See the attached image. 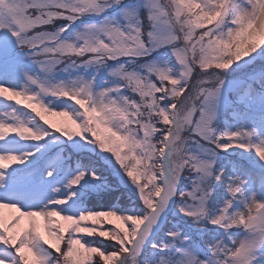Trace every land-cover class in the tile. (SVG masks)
<instances>
[{
	"label": "snow or ice",
	"instance_id": "1",
	"mask_svg": "<svg viewBox=\"0 0 264 264\" xmlns=\"http://www.w3.org/2000/svg\"><path fill=\"white\" fill-rule=\"evenodd\" d=\"M234 65L264 92V0H0V264H264V200L216 167L232 149L264 162L255 129L218 130L245 82L226 80ZM65 141L107 154L119 184L78 171L49 196ZM185 219L219 231L181 230Z\"/></svg>",
	"mask_w": 264,
	"mask_h": 264
},
{
	"label": "rangeland",
	"instance_id": "2",
	"mask_svg": "<svg viewBox=\"0 0 264 264\" xmlns=\"http://www.w3.org/2000/svg\"><path fill=\"white\" fill-rule=\"evenodd\" d=\"M88 18V17H86ZM93 20L92 18H90ZM95 22L94 20L90 23ZM86 23V22H83ZM27 63V61H26ZM244 61L241 62L243 64ZM34 67V66H33ZM237 65L233 66V70H230V73L226 75V80L227 81H234V80H244L245 82L240 84L239 88L244 85L248 79L244 73V71H235L237 69ZM90 73L95 74L93 69L88 70ZM249 71H251V66L249 68ZM86 78H89L88 73H82ZM101 74L104 78L107 77V71L106 70H101ZM57 79H67V76L65 73L60 72L57 73ZM75 75V74H73ZM98 83L102 85L103 80L98 77ZM2 83V81H0ZM19 86V85H17ZM227 85H226V91H227ZM253 89V88H252ZM237 92L233 91H227V99L230 101V105L225 106L224 104L221 105L220 112L217 118V124H218V130L222 129V126L219 124V119L221 116H227L231 115L232 116V123L230 124L229 122L225 123V127L223 128L224 130H231V131H236L240 128H243L245 130L251 131L253 129L256 130L258 133L257 140L264 138V92H254L248 89V91L244 94H239L240 99L236 98V95H234ZM237 99H235V98ZM14 103V102H13ZM246 107L244 112H239L237 107ZM8 104L0 100V109L7 108ZM231 110V111H230ZM233 110V111H232ZM50 122L60 126L62 124L67 123L70 127L74 128V125H71L69 121L66 120V118L59 117V116H48L46 117ZM28 144L26 142H20L16 151L17 153L28 150ZM60 147L64 148V151L69 147V142H64L63 144L60 145ZM79 150H84L85 152L93 153L96 154L98 157H100L101 161H103L106 165L107 163L105 162V157L107 154L105 153H100L99 149H95L94 151L92 150L91 146H85L83 148L77 149ZM220 159L217 161L216 167L219 169L221 166L225 168L226 171V176H240L243 180H245L247 183L245 185V192L248 194L255 193L257 200H264V162L259 161V159L255 156L254 152H243L242 150L239 149H232L229 152H221L219 153ZM231 156H237V157H242L244 159L248 160V163L245 164H240V168H230V164L228 163L229 160H227V157ZM69 156H67L68 159ZM241 158V159H242ZM227 162V163H225ZM15 166L14 164L12 165H7L8 168ZM238 166V165H237ZM80 171L78 168L77 169H66L64 172L59 173V180L55 183H51V186H46V191L48 192L49 196L53 195L54 193L52 192L53 187H59L61 188L60 193H55V195L58 198H63L67 194L66 190L64 189V185H66L69 180H71L77 172ZM84 171H94V170H84ZM103 179V177H101ZM117 178V177H116ZM118 180V178H117ZM119 183V180H118ZM84 185H87L86 181H82L79 187L73 188L72 191L76 193V196L74 198H79L84 195V191L86 192V188ZM190 185L188 184L187 180L182 181V187L187 189ZM224 185L220 184L216 186V191L213 193L214 195L217 194V191L221 190ZM83 187V189H81ZM123 189V187H120ZM86 189V190H85ZM83 193V194H82ZM228 198V193L223 198V202L221 203L220 207L224 204V201ZM210 203L208 207L210 208ZM115 203L114 205H116ZM83 207H87L85 204ZM219 207V208H220ZM89 208V207H87ZM218 208V209H219ZM211 209V208H210ZM217 209V210H218ZM5 215H10L11 213L9 210H4ZM216 211V210H215ZM214 211V212H215ZM173 215L172 212L170 211L168 213V216ZM63 223V222H62ZM114 223H119V221H115ZM183 228L181 230H185L187 226H191V230L193 233H199L202 231H213V232H218V229H214L211 225L208 224H193L191 220L185 219L182 222ZM165 230L167 228L165 227ZM235 231V230H234ZM223 233L220 232V236H222ZM243 233H239L238 236H242ZM160 236H163V232L160 233ZM220 237L217 236V239ZM0 254H3V246H0ZM149 260H152V257H148Z\"/></svg>",
	"mask_w": 264,
	"mask_h": 264
},
{
	"label": "trees",
	"instance_id": "3",
	"mask_svg": "<svg viewBox=\"0 0 264 264\" xmlns=\"http://www.w3.org/2000/svg\"><path fill=\"white\" fill-rule=\"evenodd\" d=\"M93 20H91L90 18H85L83 22L86 23H90ZM251 84V88L254 89V92L259 93V91L261 92V88L260 85L255 84L253 81L248 80L244 85H242L239 89H238V93H235L234 95H236V98L239 94H244L248 91L249 89V85ZM240 97V95H239ZM235 98V97H234ZM235 98V99H236ZM237 100V99H236ZM237 109L239 110V112H244V110L246 109V107L242 106V107H237ZM231 111V110H230ZM233 111V110H232ZM229 122L230 124L232 123V116L229 114L226 117L223 115L221 116V118L219 119V124L222 126L221 130H224L223 128L225 127V123ZM66 156L68 157V161L70 162L69 168L74 170V169H79L80 171H84V170H94L96 172L97 176H101L103 178L107 177V179L110 182H114L115 184H119L118 180L115 176L111 175L107 169H108V165H106L103 161H101L100 157H98L96 154L93 153H89V152H85L84 150H79L77 151L74 150L73 148H71L70 146L66 149L65 151ZM242 157H237V156H231V157H227L226 159L229 160L228 163L230 164V168H240V164H249L247 159H244ZM91 163L92 167L89 168L88 165ZM227 163V162H225ZM238 165V166H237ZM235 166V167H234ZM85 188L87 189V185H84ZM79 187V186H78ZM77 187V188H78ZM83 189V187L81 188ZM85 189V190H86ZM112 192L116 193L119 191H123L124 189L121 188H111L110 189ZM227 190L226 188L223 186L221 190L217 191V194L214 195L213 199L211 200L210 203V208L213 210V212L215 210H217L221 203L223 202V198L226 195ZM83 194V193H82ZM85 194V191H84ZM96 195V193H93L90 196H87V203H85V205L89 208H93L94 207V203H96L94 201V196ZM121 200L124 199V197H120ZM117 203L116 199H112L111 201H109L108 203H104L103 201H100V207L96 210H107L108 207H112L114 206V204ZM122 206V205H121ZM169 220L172 223H176V217L173 215L169 216ZM171 227V224H167L166 228ZM180 228H183L182 223L179 224ZM212 231V230H211ZM214 231V230H213ZM86 239H92L89 237H86ZM108 242V241H106ZM99 257L93 256V260H99ZM101 264H103V262H101Z\"/></svg>",
	"mask_w": 264,
	"mask_h": 264
}]
</instances>
